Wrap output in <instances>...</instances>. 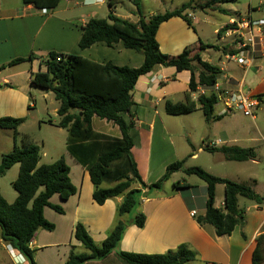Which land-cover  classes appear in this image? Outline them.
<instances>
[{
  "label": "trees",
  "instance_id": "trees-1",
  "mask_svg": "<svg viewBox=\"0 0 264 264\" xmlns=\"http://www.w3.org/2000/svg\"><path fill=\"white\" fill-rule=\"evenodd\" d=\"M138 12L141 11L142 0H131ZM237 0H207L201 5L202 10H219L227 13L221 6ZM39 9H55L61 0H23ZM197 0H189L179 9L156 14L149 18L142 16L138 22H131L110 12L106 19L91 18L84 26L79 48L85 50L96 43H105L112 47L122 43L128 50H135L144 56V63L139 68L117 66L112 62L100 64L78 54L50 52L41 61L46 71L32 74L31 83L35 87L52 91L59 102L57 114L58 127L65 129L67 136V151L85 168L94 185L93 199L98 205H104L107 200L123 197L118 206V216L134 217V224L143 228L146 216L143 213H133L142 199L141 188L160 189L174 173L184 171L187 175H195L206 183L207 201L203 215L196 216L200 225H212L218 236H231L237 226L244 227L245 216L239 206V199L245 198L258 205L263 204L264 196L258 194L250 185L214 176L200 167L185 168V160L176 161L166 169L164 176L155 184L147 186L143 181L137 162L133 155L134 140L130 130L132 122L125 121L124 115H133L135 102L133 92L139 79L154 71L158 66L174 67L178 72L190 71L189 87L197 91L199 86L213 87L224 73L217 65L203 61L201 52L210 49L200 41V51L192 53V48L183 50L178 56L164 54L157 41L159 26L172 18L180 17L193 28L186 11L196 9ZM113 7V5H112ZM111 8V6H110ZM233 26L227 25L219 32H225ZM219 46L214 48L218 50ZM235 50L231 51L234 53ZM62 57L58 61V57ZM35 59L34 54L28 58H17L1 66L0 70ZM200 69V72L198 70ZM1 87H11L5 84ZM264 104V94L257 96ZM217 95L211 92L201 95L197 103L166 102V113L172 116L186 115L196 111L199 106L206 122L218 121L224 116H215V107L219 102ZM95 117L118 126L121 136L113 137L93 128ZM25 122L21 117L0 118V130L17 131ZM51 123V122H50ZM207 151L223 154L227 161L245 162L256 160L257 154L252 148L239 146H222L219 149L207 147ZM41 159L39 148L34 146L28 135L22 136L21 148L3 156L0 165V176L19 164L18 178L12 183L18 196L9 203L0 192V240L18 250L29 264H38L35 260L36 250L31 244L41 229L53 231L55 225L44 215L45 208L51 207L59 213L64 210L51 203L58 195L63 201L78 193L71 180V168L64 157L51 164L39 165ZM141 188H137V186ZM224 185L223 208L215 206L216 189ZM176 188L179 183H175ZM127 223L119 220L106 237L101 246L91 238L86 227L78 223L75 238L89 251L76 253L71 251L65 264H86L91 261H103L116 252L121 262L125 264H186L197 258V253L187 245H181L175 251L164 254H146L119 251L121 238ZM245 236V234H243ZM260 242L254 252L253 264H261Z\"/></svg>",
  "mask_w": 264,
  "mask_h": 264
},
{
  "label": "crops",
  "instance_id": "crops-1",
  "mask_svg": "<svg viewBox=\"0 0 264 264\" xmlns=\"http://www.w3.org/2000/svg\"><path fill=\"white\" fill-rule=\"evenodd\" d=\"M80 1L83 7L88 8L103 6L108 0H61L55 9H58L65 2L66 10H72ZM116 1L118 0H109L108 2H110V6L113 5L115 7L114 4ZM182 5L170 7L165 12L179 9ZM194 6L196 7V4ZM110 9L116 16L131 22H138L141 16V12L139 13L136 10L130 11L129 15H123L118 13L117 9H113V7L109 8V12ZM43 11L44 9H39L32 4H25L23 0H15V2L13 0H0V40H8L10 43L9 46L6 45L0 48V58L27 57L31 54L29 53L31 51H33L32 54L35 56V59L29 63L24 62L0 70V86H4L5 84L11 86L0 88V118L7 116L16 118L27 116L29 112L27 110V106L29 105L27 90L29 87H35L31 83L32 74L39 71H46V67L42 65L41 61L46 59L50 52L78 54L100 64L112 62L117 66H128L132 68H139L144 63L142 53L135 50H128L122 43H118L112 47L105 43H96L90 48L81 50L79 48V41L83 33L82 28L91 18L96 16L93 13L92 15H87V19H81L79 28H74L73 23L69 20L56 19L52 15L47 16ZM233 12L240 15V21L244 19L239 12ZM185 14L193 16V18L190 17L193 25L199 23L200 19L197 17L195 9L188 10ZM255 14L258 17H255ZM153 15H156V13H151L145 17L149 18ZM228 15L232 16L230 13ZM249 17L254 20L264 19V0H260L258 6L249 4L247 18ZM232 20L236 19L231 17L228 23H224L215 29L214 34L219 40L233 37H227L223 32L219 33ZM159 27L157 41L164 54L178 56L187 48H192L193 54L201 52V38L197 29L190 27L182 18H172ZM234 36L238 37V35ZM32 39L34 41L35 39L39 40V44L37 46L32 45ZM258 48V52L250 66L245 70L237 64V69H233V74H230L227 68L229 62L224 63L221 61L222 63H213L211 56L208 55L210 49L202 51L201 56L203 61L219 66L229 77L233 88L240 90L249 97L259 99L257 96L263 95L264 92L252 94V89L250 87L247 89V78L252 70L254 74L251 78V84L255 85L259 82H264V44ZM225 49H227L226 46H223L222 52L226 59L228 54L233 53L226 54L224 52ZM234 49H237V44ZM218 50H220V47H218ZM26 63H28V66L25 65ZM198 72H200V69ZM160 77H165L167 80L162 81ZM190 80V71L178 72L174 67L167 68L158 66L151 73L144 74L137 82L132 96L135 102L132 110L134 116L124 115V118L128 123H133V127L130 130L134 140L132 152L138 165L137 168L147 186L158 182L164 176L167 170L166 168L170 164L182 160L186 162V154H190L192 160H198L199 155L205 152L223 156L219 152L212 153L207 151V147L216 149L222 146L251 148L236 145L240 141L233 138L232 132H225L224 140L218 139L211 141L209 133L206 132L207 130L200 135V140L208 136L206 143L196 148V143L189 129L188 138L192 146H194V153L190 151L188 153L178 143H175L171 137L170 126L164 122L167 120L164 115H169L166 113L165 106L167 100L173 103H185L188 99L194 103L198 102V98L203 92L202 86H199L197 91H192L189 87ZM260 106L261 104L257 108H260ZM216 107H219V109L217 110ZM216 107L214 115L221 116L222 103L218 102ZM58 108L54 110L55 115H58ZM199 110L201 109L198 106L193 113ZM190 114L182 116H189ZM226 116L224 115V117ZM96 118L92 119L94 129V121ZM182 120L188 121L189 119L184 118ZM224 120L225 118L212 121L213 123H217ZM253 121H256V119ZM105 122L111 123L112 127L117 129L118 132L101 133L113 137L121 136L118 126L113 122ZM52 125L58 127L56 123H52ZM58 128L60 131H64L61 133H65L67 150L68 133L65 129ZM192 130H195V128ZM95 131L97 130L95 129ZM218 141L220 143L216 144ZM234 143L236 144L234 145ZM252 149L255 150L256 148L252 147ZM68 156L76 164L75 172L71 168L70 177L77 187L78 193L70 197L67 201H63L58 195L57 198H54L55 195L51 199V203L60 206L64 210V213H59L51 207L45 208V218L49 222H53L55 228H57V224L60 222L61 231L59 233L57 229L54 232L41 229L37 232L31 247L36 250L35 260L38 264H65L71 249L82 245L75 238V229L79 222L84 224L87 231L95 240L104 242L119 220L127 223L125 233L118 247L119 251L164 254L171 250H177L181 245H187L197 253V258L186 264L194 262L198 264H253L254 252L260 242L261 264H264V201L261 205L251 201L250 204H245L241 207L239 199V206L245 216L244 227L237 226L231 236H218L212 225H200L196 220V216L204 214L207 199L201 206L197 202V196L193 193L197 187L185 179L180 182H173L172 179L177 172L168 181L164 182L160 189L150 190L149 187L142 189L141 186H137V188H141L143 196L134 214L143 213L146 216L145 226L139 228L134 224V219L132 222L128 215L118 216L117 209L122 203L123 197L118 196L109 199L104 205H98L94 201V185L89 172L69 152ZM218 157L216 161L219 163L222 158H220L221 156ZM225 161L227 160L225 159ZM249 161L256 162L257 158L256 160ZM185 168L190 167H186L185 163ZM170 182H172L173 186L172 191H164V188ZM175 183H179L178 188L174 186ZM245 184L250 185L254 189L253 186L258 185V180L251 178L249 183L245 182ZM219 186L216 189V196L220 189ZM0 192L9 203H13L18 196L17 193L8 192V198L1 189ZM223 204L224 198L222 199L221 205L215 204V206L223 208ZM193 210L197 211V215L194 217L191 216V211ZM200 210H203V213H200ZM68 213L73 217L69 225L64 223L66 219L62 217ZM7 246L0 240V264H19L11 255ZM60 250L65 251L64 260L58 254ZM106 261L114 264H125L121 262L116 252L112 253L107 259L98 262L106 263ZM24 264L29 263L26 260ZM86 264H89V262Z\"/></svg>",
  "mask_w": 264,
  "mask_h": 264
},
{
  "label": "rangeland",
  "instance_id": "rangeland-1",
  "mask_svg": "<svg viewBox=\"0 0 264 264\" xmlns=\"http://www.w3.org/2000/svg\"><path fill=\"white\" fill-rule=\"evenodd\" d=\"M109 1V0H108ZM106 1L103 6L100 7H83L81 1L77 6L72 10H66L65 2H63L58 9H52V11L47 12V16H53L56 19L69 20L73 23L74 28H79L80 21L82 18L87 19V15H96L93 18L97 19H106L109 13L110 2ZM188 0H142L141 3V13L142 16H149L151 13H164L170 7H178L182 3H186ZM207 0H197L195 12L197 17H199V23L193 25L197 29L201 41L207 46H211L208 55L211 56L213 63L224 62L227 63L223 54V46H226L225 53H231L235 50V46L239 40L237 36L231 38H219L214 34L216 28H219L224 23H228L233 17V19L239 20L240 15L233 11H237L241 14L244 19L248 17L249 4L258 6L260 0H237L228 4H223L221 7L227 10V13L220 12L219 10H205L203 11L200 7ZM15 2V0H13ZM131 0H118L115 2V7L118 13L123 15H129L130 11L137 10L135 5L131 3ZM112 7V6H111ZM255 17H258L255 14ZM194 28V29H195ZM7 41V42H6ZM32 45L37 46L39 40H31ZM227 44V45H226ZM9 46L10 43L8 40H0V48L4 46ZM219 46L220 50H216L214 47ZM41 47V46H40ZM33 53V51L29 52ZM30 54V55H31ZM28 55V54H27ZM30 55L26 56H17L14 58H0V68L3 65H6L12 60L17 58H28ZM221 58V60H219ZM221 62V63H222ZM29 63V62H28ZM28 63L25 65L28 66ZM229 73L233 74V69H237V64L233 61H230L227 65ZM30 69V68H28ZM254 74V71L248 75L247 78V89L250 87L252 89V94L263 93L264 92V82H259L255 85L251 84V78ZM237 75V74H236ZM16 88V87H14ZM28 95V106L27 110L29 111L27 116L21 117L25 119L23 125L19 127L17 131L14 130H0V165L2 163L3 156L11 153L15 147L21 148L22 136L28 135L31 143L39 148L41 159L39 165L51 164L56 162L58 159L65 157L67 159V164L75 172L76 164L68 156V151L66 150V136L64 131L56 126H53L52 123H59V116L55 115L54 110L59 107V102L55 99L54 93L48 90L41 89L39 87H29L27 90ZM33 105V106H31ZM36 106V107H35ZM218 110L219 107H216ZM256 121H253L251 118L244 116L241 112L227 115L224 121L211 123L206 122L205 116L202 110L192 113L189 116H171L164 115L167 120L164 122L170 126L172 139L175 143H178L185 151L194 153V146L190 141L189 129L193 135V140L195 141L197 148L198 146L206 143L208 136L200 140V135L203 132L209 133L211 141L214 140H224L225 132H232L233 138H236L240 143L234 145H241L244 147H255L257 154V161L252 162H229L225 161L222 155L211 154V153H202L199 155L198 160H192L190 154H186V167H200L207 171L208 173L228 179L231 181H240L241 183H249L251 178L258 180V185L253 186L254 190L264 196V104L261 103L260 108L255 110ZM188 118V121L182 120ZM51 122V123H50ZM95 129L99 132L107 133H117V129L112 127L111 123L101 121L99 118H96L94 121ZM195 128V130H192ZM211 132V133H210ZM208 135V134H207ZM195 137V138H194ZM243 141V142H241ZM183 155V154H182ZM218 156H221V161L218 163ZM20 166L19 164L13 166L7 171L4 176H0V189L3 193L9 198L8 192L16 194L17 192L13 188L12 183L18 178ZM183 179L189 181L192 185L197 187L193 193L198 198V204L202 206L207 199L206 183L195 175H187L184 171H179L172 179L173 182H180ZM169 184V183H168ZM172 182L169 185H166L164 191H172ZM219 191L215 197V204L221 205L222 199L224 198V186H219ZM56 195L54 198H57ZM251 201L245 198H240V206L245 204H250ZM136 210V209H135ZM133 210V213L135 212ZM200 213H203V210H200ZM203 215V214H200ZM66 219V224H70L73 220V217L70 213L63 215ZM132 217L130 220H133ZM54 224L53 222H51ZM58 223V222H57ZM80 223V222H79ZM83 224V223H82ZM54 232L57 229V232L60 233L61 227L60 222L57 224ZM58 233V234H59ZM89 233V232H88ZM90 234V233H89ZM109 235V234H108ZM91 236V234H90ZM91 238L94 242L101 246L103 242L95 240L93 236ZM74 250L73 248L71 251ZM54 252V250H52ZM76 253H89V251L83 246L79 245L74 250ZM65 251L60 250L58 252L59 256L64 260ZM71 253V252H70ZM69 253V255H70ZM67 257L66 261L68 260ZM65 261V263H66ZM63 264V263H61ZM89 264H114L112 262L106 261V263H99L98 261H91ZM189 264H198L197 262Z\"/></svg>",
  "mask_w": 264,
  "mask_h": 264
},
{
  "label": "built area",
  "instance_id": "built-area-1",
  "mask_svg": "<svg viewBox=\"0 0 264 264\" xmlns=\"http://www.w3.org/2000/svg\"><path fill=\"white\" fill-rule=\"evenodd\" d=\"M48 10L44 9L43 13L47 14ZM192 17L193 16H189ZM233 26L224 33L227 37L238 35L237 49L233 54H228L226 59L228 62L233 61L241 66L245 70L250 66L252 60L258 52V47L264 44V19L254 20L252 18H246L239 20H232L229 24ZM226 25V26H227ZM225 26V27H226ZM62 57H58L60 61ZM162 81H166L167 78L160 77ZM202 95H208L211 92L217 95V99L222 103L223 108L220 112L221 116L230 115L241 112L244 116L256 119L255 110L261 104L257 98L249 97L243 94L240 90L232 87L231 82L227 74L223 73L215 83L213 87L202 86ZM220 141L216 142L219 144ZM197 215V211H191V216ZM11 255L19 264H24L26 258L11 245L7 246Z\"/></svg>",
  "mask_w": 264,
  "mask_h": 264
},
{
  "label": "water",
  "instance_id": "water-1",
  "mask_svg": "<svg viewBox=\"0 0 264 264\" xmlns=\"http://www.w3.org/2000/svg\"><path fill=\"white\" fill-rule=\"evenodd\" d=\"M133 222V220H131Z\"/></svg>",
  "mask_w": 264,
  "mask_h": 264
}]
</instances>
